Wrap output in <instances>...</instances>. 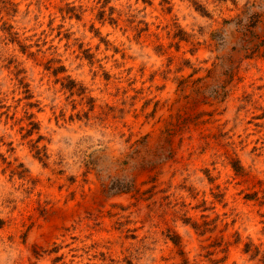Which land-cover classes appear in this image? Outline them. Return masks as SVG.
I'll return each mask as SVG.
<instances>
[{
    "label": "rangeland",
    "instance_id": "obj_1",
    "mask_svg": "<svg viewBox=\"0 0 264 264\" xmlns=\"http://www.w3.org/2000/svg\"><path fill=\"white\" fill-rule=\"evenodd\" d=\"M0 264H264V0H0Z\"/></svg>",
    "mask_w": 264,
    "mask_h": 264
}]
</instances>
